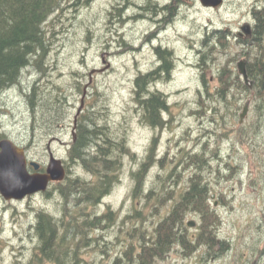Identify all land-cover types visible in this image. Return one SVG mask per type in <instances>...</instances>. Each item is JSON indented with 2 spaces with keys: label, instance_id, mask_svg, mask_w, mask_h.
Returning a JSON list of instances; mask_svg holds the SVG:
<instances>
[{
  "label": "rangeland",
  "instance_id": "obj_1",
  "mask_svg": "<svg viewBox=\"0 0 264 264\" xmlns=\"http://www.w3.org/2000/svg\"><path fill=\"white\" fill-rule=\"evenodd\" d=\"M130 1L136 6L123 10L125 3L121 0H94L90 5L79 8L65 6L49 19L46 31L50 49L41 66L25 68L17 85L0 95V140L8 139L26 147L30 158L41 164H48L46 149L50 144L55 156L66 159L70 177L89 180L90 175L86 171L67 163L69 148L66 144L54 139L70 142L72 118L81 99L85 110L80 117L91 110L100 115V123H106L113 137L125 138L133 156H121L118 182L101 203L88 206L86 210L93 216L110 210L113 213L112 225L105 238L102 237L104 234L95 233L94 237H98L100 242L97 246L95 243L89 246L92 243L89 242L83 251L82 264H110L126 243V230L132 227L126 216L133 215L135 210L143 211V216L148 219L142 227L153 231V223L156 224L157 219L170 208L171 202L161 209L158 216L152 217V204L143 207L142 197L133 198L131 194L133 173L149 155L153 141L152 157L155 160L145 178L146 189L158 181V174L165 176L174 166L172 164L168 170H163L157 162L166 152L169 159L178 162L184 148L192 153L209 150L206 157L212 166L218 167H213L212 173H209L211 168H207L203 175L210 185L209 199L210 195L216 196L209 201L220 221L215 230L220 238L217 243L223 239L229 242V246L220 251L217 245L208 250L209 254L202 246L190 256L185 255L188 253L185 249L174 247L157 264H264V123L256 120L253 96L234 87L227 96L231 103L224 105V98L207 99L203 95L208 106L204 120L190 114L197 106L198 92L203 91L200 81L202 55L197 52L201 41L214 29L228 35L227 48L223 51L217 46L212 57L205 59L209 89L214 94L219 87L218 76L229 59H235L230 61L229 68H234L237 74V63L249 61V53L244 54L236 42L237 33L245 24L253 26L252 7L264 5V0H224L222 6L214 9L203 7L199 0H182L176 14L166 24L163 22L166 14L154 15L140 10L145 0ZM167 3L170 2L160 0L159 7ZM114 8H120L122 12L118 14ZM154 32H158L157 40L150 42V35ZM152 46H162L163 50L170 51L173 63L169 76L159 74L151 87L164 95L168 105V111L162 117L170 124L162 130L143 121L142 109L135 102L134 95L136 76L158 66ZM29 93L33 97L32 104ZM246 104V117L239 124V115ZM53 105L57 116L51 119L46 109ZM216 106L221 113L216 123H211L209 110ZM234 111L237 114L235 118L232 116ZM224 129H232L233 134L229 138L219 137L225 135ZM199 136L202 142L195 140ZM217 148L222 160L215 164L217 158H214L213 151ZM181 163L182 160L175 168L179 178L173 175L171 179H182L177 189H183L188 181L187 174L190 175L186 169L187 174L182 177ZM230 174L232 176L226 180L224 176ZM159 184L157 182L155 186ZM54 185L48 188L45 196L38 194L9 203L0 197V264L21 263V259L24 261L22 254L26 256L25 262L31 257L35 239L30 225L38 210L55 217L61 215L63 201ZM170 185L172 183L168 188ZM148 191L145 190L146 193ZM158 196L164 195L159 193ZM214 201L221 204L214 206ZM186 221L195 223L194 227L188 226L193 232L198 219L190 215ZM135 224L141 226V220L137 219ZM102 239L111 244H104ZM101 251L110 255L107 257Z\"/></svg>",
  "mask_w": 264,
  "mask_h": 264
},
{
  "label": "trees",
  "instance_id": "obj_2",
  "mask_svg": "<svg viewBox=\"0 0 264 264\" xmlns=\"http://www.w3.org/2000/svg\"><path fill=\"white\" fill-rule=\"evenodd\" d=\"M94 0H0V95L3 91L17 85L22 71L31 66H41L43 58L49 52V42L47 38L46 25L49 19L55 14L60 13L63 7L79 8L88 6ZM125 3V8L136 6L130 0H121ZM160 0H145L140 8L146 13L166 14L163 22L169 23L175 11L182 0H167L170 3L159 7ZM138 6V5H137ZM149 6L151 9H149ZM120 8H114L119 14ZM254 24L251 27L252 33L246 39H238L236 42L243 48L244 54H248L249 61L246 62V73L251 87L244 84L234 68H229V59L222 67L218 76L219 87L211 93L209 89V78L206 77L205 59L211 56L215 47L220 46L223 51L227 48L228 35L225 31L217 29L212 30L210 35L201 41L199 54L201 58V76L200 81L203 85V91L198 92L196 107L190 112L192 116L198 117L200 121L207 115L208 106L205 104L207 99L224 98V105L231 103L227 100L234 87L248 94H252L256 120L264 123V5L255 4L251 10ZM138 17H141L138 16ZM153 42L150 37V42ZM154 52L158 58V66L148 73L138 74L134 79L135 102L142 109V118L146 124L153 128L162 130L170 121L163 119L162 115L168 111V105L165 97L159 91L152 90L155 80L159 74L168 77L173 70L171 52L162 49V46L154 47ZM250 52L253 54L250 57ZM212 57V56H211ZM212 59V58H211ZM32 88V93L34 91ZM28 98L30 103L33 97ZM238 109H240L238 107ZM48 118L57 116L55 106H49L46 109ZM220 108H210V122L216 123L217 116H220ZM91 111V110H90ZM84 113L78 121L76 138L71 148L68 150L67 163H73L79 166L90 175V179H82L79 176L70 177L67 170L65 180L56 183L54 190L63 201L61 215L52 216L38 210L35 213L34 222L30 229L34 233V247L31 257L25 262L16 261L15 264H82L83 251L89 246H97L100 242L95 233H100L105 238L108 228L113 222V213L109 210L100 215H89L86 211L88 206H96L111 191L112 187L118 182L117 172L121 166V156L123 154L133 156L126 146L125 138L113 137L111 131L105 122L100 123L102 118L94 112ZM235 112V113H234ZM233 118L237 117L234 111ZM45 113V110H44ZM241 124V123H239ZM225 130V135L219 136L229 138L233 134L232 129ZM227 135V136H226ZM201 136L195 140L200 141ZM155 140V139H154ZM209 143L208 141H206ZM204 142V143H206ZM184 153L181 159L176 162L169 159L166 154L157 162L161 168L167 169L172 166L169 173L165 176L157 175L156 181L152 187L146 189L145 178L154 162L153 151L154 141L150 148L147 158L141 163L135 173H133L134 187L132 197H142L143 207L150 204L152 217L158 216L162 208L171 202L167 213L153 223V231L143 228L142 224L148 219L143 216V211L135 210L133 215L126 216L127 220L132 222V227L126 230L127 240L121 251L114 256L110 264H157L164 260L174 247L185 249L190 256L197 252L198 248L205 246L208 250L219 245L220 251L227 249L229 242L219 240L215 230L220 221L217 219L215 209L211 207L209 199V182L203 175V171L211 168L209 173L213 172V167L206 157L209 152L202 150L198 152L181 150ZM218 148L213 151L214 158L222 160L219 156ZM180 164L182 177L187 174L188 181L185 182L183 189H177L182 179L171 180L175 174V168ZM227 165L228 162H226ZM228 167V166H226ZM67 169V167H66ZM186 169L188 170L186 173ZM226 169H229L226 168ZM218 171V169H217ZM68 175V177H67ZM232 176H224L226 180ZM158 183L159 186L155 185ZM168 183V184H167ZM170 187L168 188L169 184ZM168 188V189H167ZM145 190H149L147 193ZM159 193L164 196H158ZM47 195V192L45 193ZM140 195V196H139ZM223 199V198H222ZM227 202H225L226 204ZM194 215L198 219V225L191 232L188 229L187 217ZM137 219L141 220V226H136ZM30 237V236H29ZM104 244H111L102 239ZM119 238H117V241ZM106 246V245H104ZM107 248V247H103ZM109 250V248H107ZM113 249V247L111 248ZM112 251V250H110ZM183 251V250H182ZM103 255L110 254L101 251Z\"/></svg>",
  "mask_w": 264,
  "mask_h": 264
},
{
  "label": "water",
  "instance_id": "obj_3",
  "mask_svg": "<svg viewBox=\"0 0 264 264\" xmlns=\"http://www.w3.org/2000/svg\"><path fill=\"white\" fill-rule=\"evenodd\" d=\"M199 2L205 8L214 9L222 6L224 0H199ZM251 33L252 30L249 24L240 27L239 36L250 37ZM245 66L246 62L244 60L237 63L238 74L242 77L244 83L251 87L252 82L247 77ZM247 108L248 104L245 105L239 115L240 122L246 116ZM78 112H80V109ZM30 165L35 170L39 169L38 163L31 162ZM65 177L66 172L61 160L53 155L49 158L45 173H29L23 149L8 139L0 140V197L4 201H21L27 197L44 193L49 184L60 183L64 181ZM194 224L191 221L188 226L194 227Z\"/></svg>",
  "mask_w": 264,
  "mask_h": 264
},
{
  "label": "flooded vegetation",
  "instance_id": "obj_4",
  "mask_svg": "<svg viewBox=\"0 0 264 264\" xmlns=\"http://www.w3.org/2000/svg\"><path fill=\"white\" fill-rule=\"evenodd\" d=\"M164 29V28H163ZM157 33L158 32H154L153 34H151L150 35V37L152 38V40L154 41V40H157ZM237 36H239V33H237ZM239 38H242V36H239ZM153 48H154V46H152ZM79 109H80V112H78L79 111ZM84 110H85V105H84V100H82L81 99V102H80V106H79V108L77 109V111H76V113H75V115H73V118H72V125H71V128H70V134H71V138H70V142H62L60 139H57V138H54L55 140H57L58 142H60V144H66V148H71V145L74 143V141H75V138H76V130H77V126H78V121H79V117H80V115L84 112ZM240 119V118H239ZM239 123H241L240 122V120H239ZM18 146V145H17ZM20 147V146H19ZM20 148H22L23 149V151H24V154H25V157H26V161H27V170H28V172L29 173H35V172H38V173H45V171H46V166H47V162L45 163V164H41V163H38L39 164V169L38 170H35L30 164H31V162H34L33 161V159H31L30 158V156H29V152H28V149L26 148V147H20ZM46 153H47V158H48V161H49V158H50V156L51 155H53V156H55L54 155V153H53V151H51V147H50V144H48L47 145V149H46ZM55 158H57V159H59V160H61V162H62V165H63V167L65 168V171H67V169H66V165H65V162H66V159H60V158H58L57 156H55ZM67 159H68V156H67ZM35 163H37V162H35ZM53 185V183H51V184H49V187L48 188H50L51 186ZM47 192V191H46ZM45 192V193H46ZM45 193H43V194H41V195H46ZM213 197V198H212ZM216 196L214 195V196H211L210 195V199H214ZM220 201V200H219ZM6 202H8L9 203V201H6ZM102 201H100V203H101ZM215 203H214V206H216V205H220L221 204V202L219 203H217L216 201H214Z\"/></svg>",
  "mask_w": 264,
  "mask_h": 264
}]
</instances>
